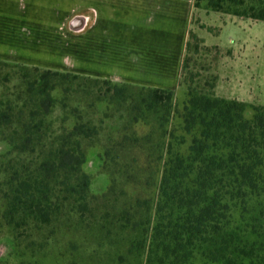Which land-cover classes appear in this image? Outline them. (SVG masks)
<instances>
[{"label": "trees", "instance_id": "16d2710c", "mask_svg": "<svg viewBox=\"0 0 264 264\" xmlns=\"http://www.w3.org/2000/svg\"><path fill=\"white\" fill-rule=\"evenodd\" d=\"M200 1L264 20V0ZM188 46L181 107L175 89L0 59V229L14 253L35 264H264V105L217 95V75L194 81ZM96 145L102 193L84 168Z\"/></svg>", "mask_w": 264, "mask_h": 264}, {"label": "crops", "instance_id": "0c3cea01", "mask_svg": "<svg viewBox=\"0 0 264 264\" xmlns=\"http://www.w3.org/2000/svg\"><path fill=\"white\" fill-rule=\"evenodd\" d=\"M73 32L52 0H0V59L176 89L193 0H77Z\"/></svg>", "mask_w": 264, "mask_h": 264}, {"label": "rangeland", "instance_id": "374dc122", "mask_svg": "<svg viewBox=\"0 0 264 264\" xmlns=\"http://www.w3.org/2000/svg\"><path fill=\"white\" fill-rule=\"evenodd\" d=\"M85 3V0H84ZM77 0H52V12H65L68 20V31L73 32L74 14L79 8ZM189 46L186 50L188 68L186 73L193 75L194 81L204 82L207 77L217 75L215 93L227 98H237L247 102L264 105V20H251L233 15L212 11L206 8L205 1L193 5L188 29ZM218 46V47H216ZM182 80L184 78L182 77ZM175 100L182 106L186 100V85L175 89ZM248 108L246 115H252ZM179 119L173 120L178 128ZM145 130L144 126L139 127ZM190 143V135L184 134ZM0 144V151L5 150ZM101 146L92 148L89 160L84 168L92 176L91 190L94 193L104 192L109 185V176L100 168L97 153ZM18 264L24 261L35 264L33 257L23 251L13 252L12 239L6 228L0 229V261ZM40 264H58L50 255ZM59 264H67L66 260ZM219 264V263H214Z\"/></svg>", "mask_w": 264, "mask_h": 264}]
</instances>
